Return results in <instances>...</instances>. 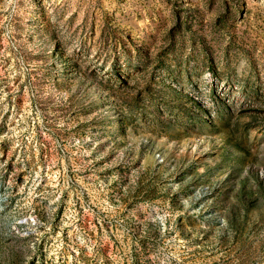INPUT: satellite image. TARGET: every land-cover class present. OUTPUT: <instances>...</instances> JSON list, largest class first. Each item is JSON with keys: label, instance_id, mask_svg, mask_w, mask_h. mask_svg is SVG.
Here are the masks:
<instances>
[{"label": "rangeland", "instance_id": "1", "mask_svg": "<svg viewBox=\"0 0 264 264\" xmlns=\"http://www.w3.org/2000/svg\"><path fill=\"white\" fill-rule=\"evenodd\" d=\"M0 264H264V0H0Z\"/></svg>", "mask_w": 264, "mask_h": 264}]
</instances>
